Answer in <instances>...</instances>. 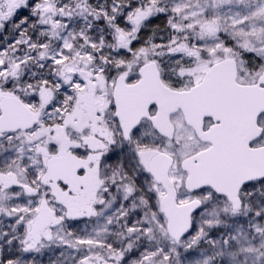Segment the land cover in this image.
<instances>
[{"label": "flooded vegetation", "instance_id": "af4514ba", "mask_svg": "<svg viewBox=\"0 0 264 264\" xmlns=\"http://www.w3.org/2000/svg\"><path fill=\"white\" fill-rule=\"evenodd\" d=\"M13 9L7 3L0 6V29ZM116 58L126 67L112 65L96 71L87 80L88 94L82 97L77 92L71 102L62 100L61 87L37 84L45 80L43 72L37 83L26 80V87L15 86L12 76L0 72V96L19 99L36 120L27 130L13 131L9 120L3 125L0 107V264H58V257L67 251L73 258L66 264H180L173 259L179 241L190 248L197 236L217 239L222 230L207 227L210 222L231 220L244 228L253 220L254 205L264 204V197L255 198L257 184L262 183L264 190V180L239 188L236 211L225 195L210 187H186L189 173L183 163H197L196 156L211 147L203 135L211 129L216 134L223 131V113L216 111V104L170 102L163 122L156 119L158 106L153 102L126 134L124 121L117 115V79L136 84L143 64L154 62L162 85L179 93L199 84L208 69L192 82L190 71L178 69L168 56L142 65L133 63L137 56ZM159 59L168 60L166 70ZM236 82L254 85L257 80L241 77L237 65ZM140 109L141 104L126 112ZM257 125L262 133L248 144L249 149L264 147V114ZM68 155L76 161L67 167L74 172L73 181L64 178L60 166L55 195L47 178V162L54 157L62 161ZM151 166L157 175L165 171L177 206L196 205L190 229L178 242L168 233L162 205L169 194ZM84 237L93 241L79 246L78 240Z\"/></svg>", "mask_w": 264, "mask_h": 264}, {"label": "rangeland", "instance_id": "374dc122", "mask_svg": "<svg viewBox=\"0 0 264 264\" xmlns=\"http://www.w3.org/2000/svg\"><path fill=\"white\" fill-rule=\"evenodd\" d=\"M5 3L15 6L12 19L14 12H25L26 6L29 11L41 9V17L34 29L32 21L25 20L21 27L17 26L13 45H22L24 50L17 54L0 50V72L12 76L14 85L21 80L20 87H26L29 79L37 83L43 72L45 80L37 84L61 87L64 102H71L77 92L86 96L87 80L96 71L112 65L125 68V62L116 58L122 55L137 56L133 63L138 65L171 57L178 69L190 71L192 82L224 59L235 60L241 77L253 82L264 69V0H3L0 6ZM151 17L159 18L174 31L172 46L133 50L131 43L142 41L137 37L142 20ZM102 20L112 23L117 33L100 25ZM120 36L123 43L118 42ZM164 49L165 53L161 52ZM205 58L207 61H202ZM250 58L253 62L248 70ZM254 58L259 61L258 69ZM78 81L84 85L80 86ZM263 192V184H257L255 198L263 199ZM254 208L253 220L244 228L231 220L210 222L207 227L219 226L222 230L217 239L208 241L207 236H197L190 248L179 241L174 246V261L264 264V204L256 203ZM89 241L93 238L84 237L77 244L89 245ZM198 242L204 246L197 248ZM69 244L72 247L74 242ZM72 258L73 253L67 251L57 262L66 264Z\"/></svg>", "mask_w": 264, "mask_h": 264}, {"label": "water", "instance_id": "95a60500", "mask_svg": "<svg viewBox=\"0 0 264 264\" xmlns=\"http://www.w3.org/2000/svg\"><path fill=\"white\" fill-rule=\"evenodd\" d=\"M123 43V37L118 38ZM140 81L126 85L124 77H119L114 88V101L117 115L126 127L125 134L138 123L141 115H146V107L156 102V119L165 122L170 102H206L217 105L216 111L223 113V131L216 134L211 129L202 136L211 147L196 156L197 163L185 161L182 167L189 173L186 187L194 190L210 187L216 193L225 195L232 203L233 210L240 208L237 197L239 188L249 182L264 180V147L249 149L248 144L259 138L262 129L257 119L264 114V70L254 85H240L236 82L237 65L233 59H224L213 64L205 73L202 81L187 92H171L160 81L154 62L145 63L139 68ZM2 122L13 126V131L31 128L36 120L32 113L17 98L0 96ZM142 109L128 113L131 107L140 105ZM205 112H208L205 110ZM159 115V116H158ZM76 161L70 155L62 161L56 157L47 162V178L55 195L58 194L56 181L58 169L68 182L73 181L74 172L67 167ZM151 172L163 182L169 196L162 202L168 217V233L178 242L190 229V215L196 205L177 206L170 184L166 182L165 171L157 175L154 166Z\"/></svg>", "mask_w": 264, "mask_h": 264}, {"label": "trees", "instance_id": "16d2710c", "mask_svg": "<svg viewBox=\"0 0 264 264\" xmlns=\"http://www.w3.org/2000/svg\"><path fill=\"white\" fill-rule=\"evenodd\" d=\"M29 6H26L25 12H14L15 18L12 19L9 18L4 24L3 28L0 29V50L7 49L10 54H17L19 52H22L24 50V46L22 45H13V40L16 35V32L18 31V27H21V25L24 23V21H32V29L35 28V24L40 20L41 17V9H38L36 11H29L28 9ZM13 14V15H14ZM12 16V15H11ZM23 20V21H22ZM22 21V22H21ZM34 21V22H33ZM100 25L106 26L108 29L113 31V33H117L116 28L112 25L110 22H106L104 20L100 21ZM140 36L142 41L138 42L136 45L134 43H131V46L133 50H136L137 48H148L149 46L153 47H164V48H170L172 46V43L175 39V33L170 29L168 26H166L164 23H162L159 18L157 17H151L142 20L141 27L138 31L137 37ZM167 49H164V51H161L165 53ZM33 54L37 56L36 52L33 51ZM158 59V58H155ZM255 59V58H254ZM253 59H248L247 62L249 65L252 64ZM167 59L161 60L159 59V63L162 65L161 69L166 70L167 69ZM204 62L207 61L202 60ZM255 67L256 69L259 68L258 65V59H255ZM105 68H110V67H105ZM103 68V69H105ZM32 70V69H30ZM21 72L24 73L23 70ZM77 73V72H76ZM27 77H30L29 75V69H28V75ZM26 77V79H27ZM21 84V80L17 82ZM19 84L15 85L18 86ZM78 84L80 86L84 85L83 81H78ZM200 246V247H199ZM204 245L202 243H199L197 248H201Z\"/></svg>", "mask_w": 264, "mask_h": 264}, {"label": "bare ground", "instance_id": "6f19581e", "mask_svg": "<svg viewBox=\"0 0 264 264\" xmlns=\"http://www.w3.org/2000/svg\"><path fill=\"white\" fill-rule=\"evenodd\" d=\"M139 81H140V80H139ZM139 81H138V82H139ZM138 82H137V83H138Z\"/></svg>", "mask_w": 264, "mask_h": 264}]
</instances>
